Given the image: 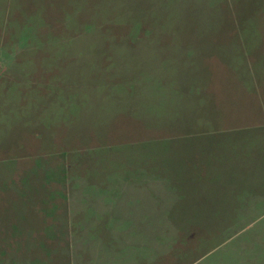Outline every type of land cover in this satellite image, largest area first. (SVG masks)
<instances>
[{
	"label": "rangeland",
	"instance_id": "1",
	"mask_svg": "<svg viewBox=\"0 0 264 264\" xmlns=\"http://www.w3.org/2000/svg\"><path fill=\"white\" fill-rule=\"evenodd\" d=\"M257 80L264 0H0V264H264Z\"/></svg>",
	"mask_w": 264,
	"mask_h": 264
},
{
	"label": "crops",
	"instance_id": "2",
	"mask_svg": "<svg viewBox=\"0 0 264 264\" xmlns=\"http://www.w3.org/2000/svg\"><path fill=\"white\" fill-rule=\"evenodd\" d=\"M149 24H151V23H149ZM154 25L155 26H154L153 29H151V27L149 26V28L151 29L150 32L148 33V34H150L149 36H147L148 34L146 33L145 35L138 37V40H146V41H149V40H161V38H159L157 36L158 35H165V34H167L165 32V30L167 29L165 23H162L161 22V23L154 24ZM153 35H155V36H153ZM155 49L157 50V53H163V47H162V45L156 46ZM181 50H182V48H180V47L177 48V51H181ZM257 86H259L260 102L263 105L264 104L263 103V99H264V83H262L261 81H258L257 80V82H255V84L251 86V88H257ZM250 91L253 92L254 90H250ZM252 92H250L251 95H252ZM253 93H255V92H253ZM263 113H264V111H263ZM263 120H264V118H263ZM228 133L232 134L234 132H228ZM244 204H246V203H244ZM234 210H236V209H234ZM247 210L248 211L251 210L249 206H242V208H239L238 209V211H243L240 214L245 213Z\"/></svg>",
	"mask_w": 264,
	"mask_h": 264
}]
</instances>
